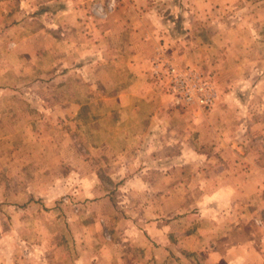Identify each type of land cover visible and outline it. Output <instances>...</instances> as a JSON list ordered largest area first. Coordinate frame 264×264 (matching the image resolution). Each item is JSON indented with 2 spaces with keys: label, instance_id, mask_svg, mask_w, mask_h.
Instances as JSON below:
<instances>
[{
  "label": "crops",
  "instance_id": "crops-1",
  "mask_svg": "<svg viewBox=\"0 0 264 264\" xmlns=\"http://www.w3.org/2000/svg\"><path fill=\"white\" fill-rule=\"evenodd\" d=\"M160 1L121 0L112 10L105 8L102 16L87 14L92 0L87 5H80V0L37 5L49 41L95 44L94 49L77 45L75 55L68 57L100 58L101 72L110 66L104 59H133L129 64L134 81L122 84L114 97L86 103L107 107L103 142L122 140L125 148L114 152L119 158L114 167L126 166L125 159L138 169L128 182L146 187L142 193L149 195L151 212H156L153 221L142 225L141 206L135 207L132 227H122L119 244L100 250L87 237L80 257L42 264H264V224L255 222L264 218V0H181V5ZM243 1L247 5H238ZM178 7L187 14L182 40L162 31L169 21L162 10ZM207 13L214 16L203 38H195V16ZM161 39L172 42L181 61L203 58L196 49L231 60L223 69L219 65L221 91L207 114L180 113L172 98L147 81L139 58ZM204 41L208 44L200 45ZM188 42L193 44L187 46ZM60 50L63 53L56 55L67 57L66 48ZM98 89H103L102 83ZM83 104L71 99L58 106L76 112ZM87 120L93 124L100 119ZM149 146V152L163 154L164 161L126 158L148 152Z\"/></svg>",
  "mask_w": 264,
  "mask_h": 264
},
{
  "label": "rangeland",
  "instance_id": "rangeland-1",
  "mask_svg": "<svg viewBox=\"0 0 264 264\" xmlns=\"http://www.w3.org/2000/svg\"><path fill=\"white\" fill-rule=\"evenodd\" d=\"M41 1L52 0H0V264H42L55 258L69 262L80 257L87 237L100 250L119 244L122 227H132L135 207L141 206L142 225L153 221L156 213L151 212L149 195L142 193L146 187L128 182L138 169L125 159L126 166L114 167V160L119 159L115 153L125 148L122 140L120 144L113 138L103 142L102 118L107 107L96 101L86 103L103 96L114 97L122 84L134 81L129 64L133 59H104L110 66L101 72L100 58L68 57V53L75 55L77 45L94 49L95 44L54 42L43 34L39 21L42 18L37 13ZM80 1V5H87L88 0ZM120 1L92 0L87 14L102 16L105 8L112 10ZM245 1L238 5H247ZM162 14L169 19L162 27L163 33L182 40L187 14L179 7L162 10ZM213 16H195V38H203L206 23ZM204 42L200 45L208 44ZM113 44L116 43H110ZM192 44L188 42L187 46ZM171 45L161 39L153 51L150 48L139 58L146 66L147 81L172 98L180 113L190 110L193 114H207L216 100L204 108L176 104L166 90V76H155L154 63L158 58L200 72L214 83L219 94V65L223 69L231 60L196 49L203 58L197 55L192 63L181 61ZM65 48L67 57H58L56 54H62L60 49ZM100 83L103 89L95 90ZM70 98L84 104L76 112L66 105L58 106ZM93 116L99 122L87 120ZM113 124L118 126L115 119ZM149 136L145 139L148 142L153 131ZM149 149L150 146L148 152L126 158L142 163L164 161L163 154L156 155ZM255 222L262 225L264 218L259 216Z\"/></svg>",
  "mask_w": 264,
  "mask_h": 264
},
{
  "label": "built area",
  "instance_id": "built-area-1",
  "mask_svg": "<svg viewBox=\"0 0 264 264\" xmlns=\"http://www.w3.org/2000/svg\"><path fill=\"white\" fill-rule=\"evenodd\" d=\"M154 74L166 76V90L178 105L209 107L218 96L214 83L208 77L193 69L179 68L170 61L163 62L157 58Z\"/></svg>",
  "mask_w": 264,
  "mask_h": 264
}]
</instances>
